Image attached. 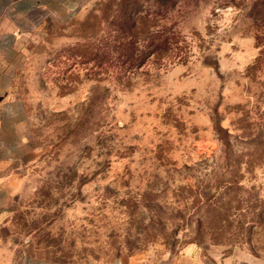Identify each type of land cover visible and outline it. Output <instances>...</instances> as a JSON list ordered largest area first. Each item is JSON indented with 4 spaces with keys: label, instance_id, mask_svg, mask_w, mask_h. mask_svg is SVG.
I'll return each mask as SVG.
<instances>
[{
    "label": "rangeland",
    "instance_id": "374dc122",
    "mask_svg": "<svg viewBox=\"0 0 264 264\" xmlns=\"http://www.w3.org/2000/svg\"><path fill=\"white\" fill-rule=\"evenodd\" d=\"M139 17L178 43L81 58ZM6 69L26 143L0 165V264L264 263V0H65Z\"/></svg>",
    "mask_w": 264,
    "mask_h": 264
},
{
    "label": "crops",
    "instance_id": "0c3cea01",
    "mask_svg": "<svg viewBox=\"0 0 264 264\" xmlns=\"http://www.w3.org/2000/svg\"><path fill=\"white\" fill-rule=\"evenodd\" d=\"M64 2L65 0H0V165L7 164L12 158L23 157L26 143L23 107L17 99L9 95L10 85L7 83L6 69V62L11 49L21 32V22L39 10L59 9ZM17 264L51 263L44 261L38 256L31 255ZM177 264L264 263L251 258H211L207 257L198 247L188 246L183 250L182 256Z\"/></svg>",
    "mask_w": 264,
    "mask_h": 264
},
{
    "label": "trees",
    "instance_id": "16d2710c",
    "mask_svg": "<svg viewBox=\"0 0 264 264\" xmlns=\"http://www.w3.org/2000/svg\"><path fill=\"white\" fill-rule=\"evenodd\" d=\"M139 17L140 23L133 21L125 27L115 28L112 24L111 34L108 38L98 41L97 44H90L81 47V58L92 57L100 58L102 63L115 61L118 64L141 65L143 57L139 56V50L142 42H148L150 49V57L155 53H167L178 41L175 33L167 28L158 27L153 20H145ZM164 36V37H163Z\"/></svg>",
    "mask_w": 264,
    "mask_h": 264
}]
</instances>
